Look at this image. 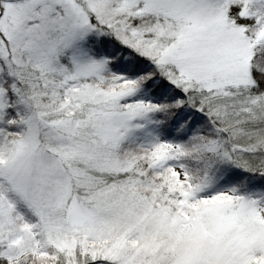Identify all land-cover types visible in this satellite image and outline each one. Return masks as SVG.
Wrapping results in <instances>:
<instances>
[{"label":"snow or ice","instance_id":"obj_1","mask_svg":"<svg viewBox=\"0 0 264 264\" xmlns=\"http://www.w3.org/2000/svg\"><path fill=\"white\" fill-rule=\"evenodd\" d=\"M0 264H264V0H0Z\"/></svg>","mask_w":264,"mask_h":264}]
</instances>
